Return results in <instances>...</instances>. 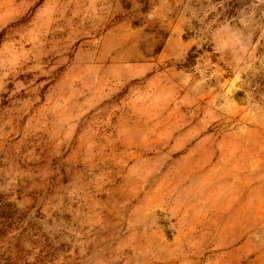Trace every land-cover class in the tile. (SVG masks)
<instances>
[{
  "label": "rangeland",
  "instance_id": "rangeland-1",
  "mask_svg": "<svg viewBox=\"0 0 264 264\" xmlns=\"http://www.w3.org/2000/svg\"><path fill=\"white\" fill-rule=\"evenodd\" d=\"M0 264H264V0H0Z\"/></svg>",
  "mask_w": 264,
  "mask_h": 264
}]
</instances>
